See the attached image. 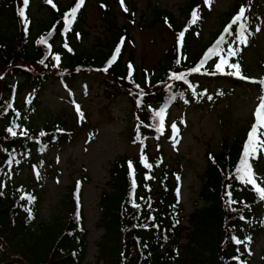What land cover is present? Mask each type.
Wrapping results in <instances>:
<instances>
[{"label":"trees","instance_id":"trees-1","mask_svg":"<svg viewBox=\"0 0 264 264\" xmlns=\"http://www.w3.org/2000/svg\"><path fill=\"white\" fill-rule=\"evenodd\" d=\"M191 2L183 12L185 18L181 24H176L172 14L155 8L153 22L166 24L167 16V27L177 35L184 31V37L179 42L177 36V44L167 49L166 60L162 62L159 73L156 76L143 74L145 78L140 81L136 69L129 71L132 55L129 61H123V47L132 41L133 36L127 26L117 28L113 25L115 16L111 0L100 2L102 20L109 23L110 32L115 29L110 40L103 49H84L74 54L64 49L85 31V7L80 6L74 19L69 16L72 21L69 26L65 24V16L78 0H73L67 7L56 5L51 8L47 20L36 29L29 24L27 31L18 14L23 2L0 0V18L2 14H8L13 27L7 29L0 21V242L3 250L0 264H248L251 261L247 250H240V247L250 243L248 238L255 241L251 234L264 233V200L251 185L237 179L236 168L248 141L247 133L236 136L231 142L223 141L217 154L207 152L196 209L188 217L183 216V208L178 202V180L172 182L164 168H161L158 178L139 158L116 160L99 197L96 226L104 233L97 241L93 263L86 262L88 240L82 188L76 190L75 184L69 188L65 208L52 222H38V196L25 194L26 191L17 188L10 179L23 160L37 150L72 143L74 137L71 130L66 129V122L59 127H25V121L35 115L38 97L50 83L66 82L80 73H91L100 78L108 98L127 96L134 101L142 97L143 116L146 117V122L141 119L142 125L153 132L157 131L158 122L152 114L154 108L169 107L172 103L203 94V87L195 85L192 76L202 73L217 75L215 63L220 57L215 56L213 65L201 68V61L210 45L205 51L193 54L188 51V42L184 47L187 33L200 23L199 18L191 23V14L194 9L199 12L201 4L197 0ZM246 22L248 17L232 25L231 35L223 30L224 34H218L210 48L225 35L220 45L223 49L221 55L226 56L227 50L232 48L236 54L227 57L234 58L241 44L239 24L245 25ZM58 41L59 47L55 45ZM117 47L120 49L118 54ZM114 55L116 59L109 64ZM56 61L62 66L56 67ZM196 67L200 70L193 72ZM6 73H18L23 81L8 83L4 79ZM180 74L185 78H174ZM26 90L32 95L23 108H18L19 96ZM72 103L75 105L74 100ZM9 128H13L17 135L12 136ZM261 161V154L251 158L252 165L257 168ZM150 162L152 165L156 163ZM133 179L136 184L134 194ZM229 192L231 199L236 201L231 205L228 203ZM29 196L34 198L31 202ZM133 199L139 208L133 206ZM200 202L203 206L199 208ZM184 221L188 225H184ZM233 237L243 243H235Z\"/></svg>","mask_w":264,"mask_h":264},{"label":"rangeland","instance_id":"rangeland-1","mask_svg":"<svg viewBox=\"0 0 264 264\" xmlns=\"http://www.w3.org/2000/svg\"><path fill=\"white\" fill-rule=\"evenodd\" d=\"M101 1L84 0L85 31L80 38L71 40L64 50L71 54L84 49L96 51L103 49L110 40L115 29L110 32L109 23L102 20ZM111 1L115 16L113 25L117 28L127 26L133 36L132 41L123 47V61H129L132 55L129 71L136 69L140 81L146 73L156 76L166 60L167 49L177 44L178 35L167 27V16L166 24L153 22V12L156 8L170 13L176 19V24H181L185 18L183 12L192 0H124L123 6L121 0ZM197 1L201 4L198 8L200 23L187 33V37L190 35L183 42L184 47L188 42V51L192 54L211 46L240 7L246 9L245 19L248 17V22L244 36L247 42L240 44L234 58L226 57L229 63L239 64L240 76L227 74L235 71L227 66L218 75L202 73L192 76V82L203 87V94L172 103L169 107L154 108V116L163 110L164 126L158 130L157 122V131L153 132L142 125V120L146 122L142 97L134 101L127 96L108 98L100 78L91 73H80L66 82L50 83L36 101L35 115L24 123L26 129L32 125L40 129L43 125L59 127L66 122V129L72 132L74 138L71 144L37 150L23 160L10 179L17 188L26 191L25 194L28 192L38 196V222H52L64 210L69 188L74 184L76 190L82 188L81 201L88 240L86 262L96 260V244L104 233L96 226L99 197L116 160L129 157L142 161L141 157L144 156L158 178L161 168H164L172 182L178 180V202L183 208V216L188 217L196 209L201 177L207 165V152L217 154L223 141L231 142L245 133L248 139V133L255 123V110L264 98V84L260 83L264 81V0H211L210 5L205 0ZM72 2L52 0L50 4L47 0H29L26 9L28 25L36 29L49 18L53 5L67 7ZM0 21L7 29H13L8 14H2ZM55 45L59 47L60 42ZM214 59L215 56L211 57L203 65L212 64ZM55 63L56 67L62 66L60 62ZM4 79L11 84L23 81L18 73H6ZM31 95L30 91H23L19 96L18 108H23ZM173 124L178 133L173 132ZM260 131L264 132V129ZM258 154L262 155L260 167L252 165L251 157L249 162L257 182L264 187V151ZM151 160L156 163L152 165ZM202 206L200 202L198 207ZM183 224L188 225L185 221ZM251 237L255 241L241 245L240 250H247L251 258L248 264H264V233L251 234ZM1 244L0 257L3 253Z\"/></svg>","mask_w":264,"mask_h":264},{"label":"snow or ice","instance_id":"snow-or-ice-1","mask_svg":"<svg viewBox=\"0 0 264 264\" xmlns=\"http://www.w3.org/2000/svg\"><path fill=\"white\" fill-rule=\"evenodd\" d=\"M47 2L52 4V0H47ZM123 2H124V0H121L122 6H123ZM83 3H84V0H78V3L76 4V6L73 7L71 12L65 16L66 26L70 25L72 22L69 19V16L72 19H74L78 9L80 8V6L83 5ZM205 3L210 5L211 0H205ZM28 4H29V0H23V6L18 9V14L25 24V30L26 31H27V26H28V21H27V17H26V9H27ZM53 7H55V5H53ZM124 10L127 11V8H125ZM245 12H246V9L243 6H241L237 15L232 19L231 23L225 27V29H224L225 34H227V35L232 34V25H236L240 21L245 19ZM191 17H192L191 23H195L197 21V19L199 18L198 10L194 9L192 14H191ZM239 29H240V31H239V42L246 44L247 40H246V37L244 36L245 25L243 23H240ZM257 30L259 31V29H257ZM183 37H184V31H181L178 34L179 42L183 41ZM224 39H225V37L221 36L220 39L217 40L216 44L212 48L208 49L207 53L205 54L204 60L201 61V66H203V63L205 61H207L208 59H210L211 57L218 56V57H220V59L215 64L216 71L223 73L225 66H227L228 68L235 69L234 72H229L227 74L240 76L239 64L238 63L231 64V63H229L228 59L226 58L227 56L235 55L236 50L229 48L227 50L226 56L221 55V52L223 51V49H221L220 45L222 42H224ZM41 42L43 43L44 40L42 39ZM119 51H120V49H119V47H117L116 52L119 53ZM55 59L58 61L59 57L56 56ZM115 59H116V56L114 55L112 57V60L109 61V64H111L112 61H114ZM129 67L131 68V65H129ZM199 70H200V67H196V68L192 69L193 72H198ZM0 78H2V77H0ZM174 78L181 80V79H184L185 77L183 76V74H180V75L174 76ZM240 78L244 79L245 77L241 76ZM260 83L264 84V81H261ZM77 112L78 113L80 112L79 106H77ZM80 115L82 117L83 114L80 113ZM254 116L256 118L255 123L253 124V126L251 127V129L248 133V141L245 144L244 153H243V156L241 158L239 166L236 168V173H237V179H239L241 182H243L245 184L251 185L253 190L258 193L260 199L264 200V187H261L260 184L257 182V177H256V175L252 169L251 163L249 162L250 157L254 159V158H256L258 152L264 151V132L260 131L261 129H264V98L261 99V103L256 108ZM155 117L159 118L158 119V123H159L158 130L163 129V126H164L163 110L156 112ZM172 129H173L174 133H178V130H177L175 124L172 125ZM8 132L11 133L12 136L17 135V133L13 130V128H9ZM41 135H44V133H41ZM173 139H175V137H173ZM141 159H142V162H144L145 167L151 168V165H149L147 163L146 157L142 156ZM129 166L131 168V162L129 163ZM146 178L150 179L151 177H146ZM135 187H136V184H135V180L133 179V182H132L133 194L135 192ZM227 195L229 197V200H228L229 205L236 202V201L231 199V193L230 192L227 193ZM22 198H24V197H22ZM28 199L31 202V200L34 198L29 196ZM132 203H133L134 207L139 208V205L135 203L134 199H133ZM241 219H243V217H241ZM232 239L237 244L243 243V241H240V240L236 239L235 237H233ZM250 239L251 238H248L249 242H250ZM236 259H238V257Z\"/></svg>","mask_w":264,"mask_h":264}]
</instances>
